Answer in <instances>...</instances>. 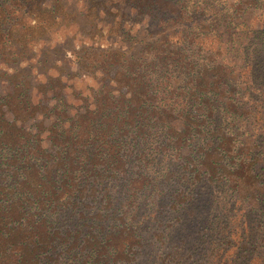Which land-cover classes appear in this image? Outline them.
I'll use <instances>...</instances> for the list:
<instances>
[{
  "label": "trees",
  "instance_id": "16d2710c",
  "mask_svg": "<svg viewBox=\"0 0 264 264\" xmlns=\"http://www.w3.org/2000/svg\"><path fill=\"white\" fill-rule=\"evenodd\" d=\"M0 264H264V0H0Z\"/></svg>",
  "mask_w": 264,
  "mask_h": 264
},
{
  "label": "rangeland",
  "instance_id": "374dc122",
  "mask_svg": "<svg viewBox=\"0 0 264 264\" xmlns=\"http://www.w3.org/2000/svg\"><path fill=\"white\" fill-rule=\"evenodd\" d=\"M66 32H70V31H66ZM64 34V33H63ZM62 34V35H63ZM67 34V33H66ZM62 35H61V37L60 38H62ZM112 42H113V40L110 38V37H108V36H105L104 38H102V40L99 42V45L101 46V47H106V46H108V45H110V44H112ZM84 44H91L89 41H86ZM96 45L95 46H97V43H95ZM76 45H77V43H76ZM65 54H66V56L68 57V58H71V55L69 54V52H65ZM52 72H56V71H52ZM77 84H76V88L77 89H79V90H83V89H85L84 88V85L85 84H89V81H87V82H85V83H80L78 80L77 81H75ZM86 91V90H85Z\"/></svg>",
  "mask_w": 264,
  "mask_h": 264
}]
</instances>
